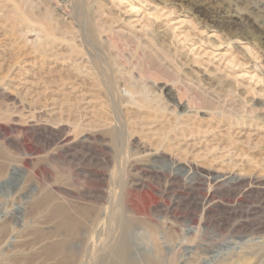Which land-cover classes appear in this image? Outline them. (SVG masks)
Listing matches in <instances>:
<instances>
[{"label":"rangeland","instance_id":"obj_1","mask_svg":"<svg viewBox=\"0 0 264 264\" xmlns=\"http://www.w3.org/2000/svg\"><path fill=\"white\" fill-rule=\"evenodd\" d=\"M0 152L15 264H63L60 208L132 262L264 264V0H0Z\"/></svg>","mask_w":264,"mask_h":264},{"label":"bare ground","instance_id":"obj_2","mask_svg":"<svg viewBox=\"0 0 264 264\" xmlns=\"http://www.w3.org/2000/svg\"><path fill=\"white\" fill-rule=\"evenodd\" d=\"M8 167L9 161H6V157L0 152L1 177H3L2 175L6 174ZM41 202L38 205L39 207H43L44 204L46 205V202ZM56 216L61 219V226L58 227L64 228L65 239H61L62 241L60 240L57 242H53V240L46 241L47 243L43 242L42 245L45 247H50V251H52L53 255L59 254L61 263L89 264L85 261L84 256L89 255L91 251L99 249L97 252L98 257L95 255L97 259H95V262L91 264H116L117 262L118 264L119 262L123 264H143L142 262H132L128 258L127 234H124V228H120L121 231H119V229L117 228L119 219V214L117 211H113L112 209L102 210L101 208H98L93 210L89 214L84 215L85 218H79L77 215L75 216L73 213L71 214L70 211L66 213V210L64 208H60L59 210H56ZM77 226H84V240L87 241L84 246L81 245V250H83L84 253L82 255H80L82 253L81 251L79 254L78 251H75L72 248V246L75 247L74 245H66L65 243V241L70 238V235L72 234L74 228ZM0 230L5 233V237L2 243L11 240V242L14 244V250L12 252L6 251V253L0 254V264H15L13 262V259L17 258L16 254H22L23 256H26L30 255L33 252V250L27 247V245L29 244L28 238L26 240V237L19 234L20 232H18L17 229L10 228V224H1L0 221ZM61 237H63V235ZM61 237L60 235L57 236V238ZM45 239H48V237H45ZM81 241H83V239ZM81 241L77 242L76 245H78V243H80ZM39 242L41 241H38V243ZM39 247L40 243L38 245V248Z\"/></svg>","mask_w":264,"mask_h":264}]
</instances>
